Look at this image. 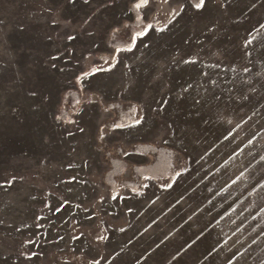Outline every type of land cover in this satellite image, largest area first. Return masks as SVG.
Instances as JSON below:
<instances>
[{
	"label": "rangeland",
	"instance_id": "rangeland-1",
	"mask_svg": "<svg viewBox=\"0 0 264 264\" xmlns=\"http://www.w3.org/2000/svg\"><path fill=\"white\" fill-rule=\"evenodd\" d=\"M197 3L0 0V264H264V0Z\"/></svg>",
	"mask_w": 264,
	"mask_h": 264
},
{
	"label": "snow or ice",
	"instance_id": "snow-or-ice-1",
	"mask_svg": "<svg viewBox=\"0 0 264 264\" xmlns=\"http://www.w3.org/2000/svg\"><path fill=\"white\" fill-rule=\"evenodd\" d=\"M202 3H203V0H201V3H197V4L195 5V7H196L197 9L201 8V7H202ZM69 38L71 39V37H69Z\"/></svg>",
	"mask_w": 264,
	"mask_h": 264
}]
</instances>
